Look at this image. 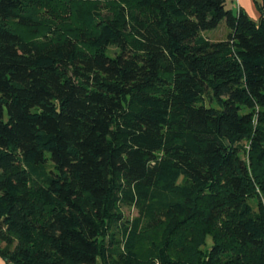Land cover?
Wrapping results in <instances>:
<instances>
[{
	"label": "trees",
	"instance_id": "16d2710c",
	"mask_svg": "<svg viewBox=\"0 0 264 264\" xmlns=\"http://www.w3.org/2000/svg\"><path fill=\"white\" fill-rule=\"evenodd\" d=\"M31 1L0 0L6 264H264L263 9L60 0L41 37Z\"/></svg>",
	"mask_w": 264,
	"mask_h": 264
},
{
	"label": "rangeland",
	"instance_id": "374dc122",
	"mask_svg": "<svg viewBox=\"0 0 264 264\" xmlns=\"http://www.w3.org/2000/svg\"><path fill=\"white\" fill-rule=\"evenodd\" d=\"M32 3H35L40 8L41 18L43 17L46 25H48V28L46 27L47 29L40 33L41 37L43 35H52L53 32L69 23L70 20L66 12L62 9L63 5L61 4L60 0H32L31 4ZM102 4L104 5V7H101L103 11L109 10L110 5L105 4V2H102ZM227 32L228 29L224 21H221L215 28L204 31L207 36L214 40L225 38L227 36ZM110 49L113 50L112 47ZM111 50L108 51L109 54L112 53ZM123 212L129 217L136 214L134 208L124 207ZM156 235L157 232L155 231V235L153 236L155 237Z\"/></svg>",
	"mask_w": 264,
	"mask_h": 264
},
{
	"label": "crops",
	"instance_id": "0c3cea01",
	"mask_svg": "<svg viewBox=\"0 0 264 264\" xmlns=\"http://www.w3.org/2000/svg\"><path fill=\"white\" fill-rule=\"evenodd\" d=\"M225 6L232 12L242 9L252 20L257 21L261 15L259 6L264 11V0H225ZM0 264H6L1 256ZM93 264H102V262L98 258Z\"/></svg>",
	"mask_w": 264,
	"mask_h": 264
},
{
	"label": "water",
	"instance_id": "95a60500",
	"mask_svg": "<svg viewBox=\"0 0 264 264\" xmlns=\"http://www.w3.org/2000/svg\"><path fill=\"white\" fill-rule=\"evenodd\" d=\"M8 264H14V263H12V262H8Z\"/></svg>",
	"mask_w": 264,
	"mask_h": 264
}]
</instances>
